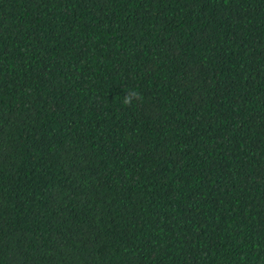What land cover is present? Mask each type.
<instances>
[{
	"label": "trees",
	"instance_id": "1",
	"mask_svg": "<svg viewBox=\"0 0 264 264\" xmlns=\"http://www.w3.org/2000/svg\"><path fill=\"white\" fill-rule=\"evenodd\" d=\"M0 264H264V0H0Z\"/></svg>",
	"mask_w": 264,
	"mask_h": 264
},
{
	"label": "clouds",
	"instance_id": "2",
	"mask_svg": "<svg viewBox=\"0 0 264 264\" xmlns=\"http://www.w3.org/2000/svg\"><path fill=\"white\" fill-rule=\"evenodd\" d=\"M125 102L128 103V102H130V100H126Z\"/></svg>",
	"mask_w": 264,
	"mask_h": 264
}]
</instances>
